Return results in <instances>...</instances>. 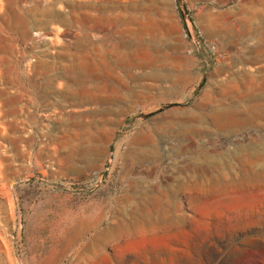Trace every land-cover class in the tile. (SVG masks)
<instances>
[{"label":"rangeland","instance_id":"1","mask_svg":"<svg viewBox=\"0 0 264 264\" xmlns=\"http://www.w3.org/2000/svg\"><path fill=\"white\" fill-rule=\"evenodd\" d=\"M0 264H264V0H0Z\"/></svg>","mask_w":264,"mask_h":264}]
</instances>
